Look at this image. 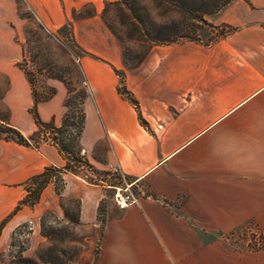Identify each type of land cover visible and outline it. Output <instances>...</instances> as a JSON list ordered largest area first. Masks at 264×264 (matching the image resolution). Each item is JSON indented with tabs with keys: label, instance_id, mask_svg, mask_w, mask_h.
Here are the masks:
<instances>
[{
	"label": "crops",
	"instance_id": "0c3cea01",
	"mask_svg": "<svg viewBox=\"0 0 264 264\" xmlns=\"http://www.w3.org/2000/svg\"><path fill=\"white\" fill-rule=\"evenodd\" d=\"M110 1L116 0H0V107L23 136L35 130L29 85L16 64L19 13L55 31L71 11L90 5L93 14L70 28L86 89L76 146L95 170L133 182L137 200L117 209L104 185L64 171L60 193L49 181L33 206L10 215L1 237L25 221L38 232L44 211L63 218L59 201L73 200L77 222L70 224L90 264H264L263 248L232 246L226 237L240 228L264 235V0H230L204 18L233 30L207 44L155 45L124 69L123 85L143 123L117 91L116 71L124 68L119 44L100 18ZM52 85L55 93L35 109L41 121L58 126L63 86ZM48 140L33 146L0 138V219L24 196L28 178L63 166Z\"/></svg>",
	"mask_w": 264,
	"mask_h": 264
},
{
	"label": "rangeland",
	"instance_id": "374dc122",
	"mask_svg": "<svg viewBox=\"0 0 264 264\" xmlns=\"http://www.w3.org/2000/svg\"><path fill=\"white\" fill-rule=\"evenodd\" d=\"M143 1L146 2V7H148L150 15L155 22L164 23L174 20L178 23L181 21L182 16L177 11H164L161 7L154 6L149 0ZM195 1L200 2V0ZM16 2L19 4L18 0H16ZM79 10L82 14L85 12L91 13L92 7L90 5H84ZM204 16L206 15H203V18ZM19 17L24 20V26L17 34L21 42V55L17 62L33 75V87L37 94L46 93L49 88L55 90L52 83H60L63 86V104L66 94L65 85L59 80L48 78L47 75L55 74L62 76L68 86L73 88L79 87L81 84H79L80 76L76 56L80 55L81 51L74 45L70 37V31H68L67 28H60L57 30L58 32L56 30H42L37 27L36 20L31 14L20 12ZM207 23L208 24L199 22V27L189 30L188 34L194 38V41L205 42L208 41V39L220 36L217 34L218 32L225 33L228 31L226 27L219 25H213L211 27L212 24L209 22ZM117 42L119 44L120 55L123 47L126 48L125 52H128V54L143 49L138 42L133 40L128 42L124 41L123 44L118 40ZM155 50L157 49L154 48V51ZM129 69L132 68H128L127 70ZM119 71H123L124 73V68L118 70V72ZM119 82L120 79L118 78V85ZM121 84H123V81H121ZM1 94L2 88L0 87V96ZM134 100L137 109H139L138 101L136 99ZM52 106L55 109L57 104L54 102ZM58 108H60V110L62 109L64 112L65 108L61 104ZM73 108L74 104L68 107L70 110ZM87 110L89 111V109ZM6 113H8V111L0 107V116ZM48 141L52 142L50 139ZM72 149L76 152L78 157L84 158L81 150L79 151L82 153L77 152L76 139L72 142ZM70 164L75 168L74 172L80 175L85 182L94 185H104L107 198L112 201L113 189L107 187V185L117 183V178H115L114 175L117 172L95 170L89 163L87 165L77 164L72 162V160ZM19 200L16 202L15 206ZM59 205L62 210L63 218H57L54 213L44 211L39 219L38 232L35 231L32 233V224L30 221H25L17 224L6 237L2 236L4 239L0 235V264H90L84 257L86 247L83 245V240L81 237L79 238V236L74 235L72 230L73 224H70V222L73 223L72 219L75 218L76 214L75 201H59ZM22 206H20V208ZM13 213L14 212L0 219V229ZM246 232L247 229L240 228L239 230L227 234L228 243L232 246H245L248 248L249 245L247 241L249 236H247ZM90 253L92 258L95 249L93 248Z\"/></svg>",
	"mask_w": 264,
	"mask_h": 264
},
{
	"label": "trees",
	"instance_id": "16d2710c",
	"mask_svg": "<svg viewBox=\"0 0 264 264\" xmlns=\"http://www.w3.org/2000/svg\"><path fill=\"white\" fill-rule=\"evenodd\" d=\"M149 1L150 3H153L154 6L161 7L164 11H177L182 16L181 21L178 23L174 20L164 23L155 22L150 15L148 7H146V2L143 0H116L104 2L100 11V18L104 25L121 44H123L124 41L128 42L133 40L143 47L141 51L129 54L128 52H125L126 48H122L121 59L124 69L136 67L145 57L149 49L154 45L172 44L183 39L194 40V38L188 34L189 30H191V28L195 29L196 27H199V22L208 24L203 18V15L217 12L230 0H200V2L195 0ZM85 5L88 6V4ZM92 14L93 9L91 10V13L85 12L84 14L80 13V10L71 11L70 19H68L60 28H67L68 31H70L72 20L90 16ZM36 23L37 27L45 30L38 21H36ZM212 26L213 25H211V27ZM225 27L228 31L234 29L230 26ZM217 34L222 35L223 33L218 32ZM215 38L216 37L208 39L204 44L209 43ZM17 66L22 71L29 85L32 105L29 107L28 112L33 119L35 130L30 135L26 137L23 136L17 128L8 122V113H6L3 116H0V138L11 140L22 145L33 146H35L37 142L44 141L48 138L52 143L56 144L58 150L62 153L65 162L61 168L46 166L41 172L28 178L24 182L25 194L23 198L19 200L12 212H15L22 205L33 206L38 201L41 190L49 181H52L55 193L59 194L64 183L61 173L64 171L73 173L75 170L70 164L71 160L77 164H88L85 159L78 157L76 152L72 149V142L79 135L84 119L82 105L86 98V89L81 73L79 72V84L81 85L76 88L68 86L62 76L55 74L47 75L48 78L61 81L66 89L65 98L63 100V107L65 109L59 125L55 126L51 120L41 121L35 109L38 102L49 99L54 94L55 90L49 88L46 93L37 94L33 87V75L29 71H26L19 62H17ZM116 74L120 79L117 91L133 104L139 122L143 123L134 98L131 96V93L125 89L124 85L121 84V81H123V71L118 72L117 70ZM71 104H74V108L70 110L68 107L71 106ZM72 222L76 223L77 219H72Z\"/></svg>",
	"mask_w": 264,
	"mask_h": 264
},
{
	"label": "built area",
	"instance_id": "2783aa9c",
	"mask_svg": "<svg viewBox=\"0 0 264 264\" xmlns=\"http://www.w3.org/2000/svg\"><path fill=\"white\" fill-rule=\"evenodd\" d=\"M82 153V152H80ZM117 178L116 184H109L107 187L113 189L112 203L117 209H123L136 202L137 196L135 194V184L126 180L125 176L120 173L114 174ZM249 239L247 241L250 249H264V235L258 233L254 229H249L246 232Z\"/></svg>",
	"mask_w": 264,
	"mask_h": 264
}]
</instances>
